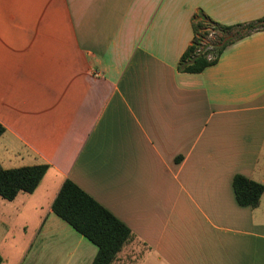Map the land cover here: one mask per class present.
<instances>
[{"label":"crops","instance_id":"0c3cea01","mask_svg":"<svg viewBox=\"0 0 264 264\" xmlns=\"http://www.w3.org/2000/svg\"><path fill=\"white\" fill-rule=\"evenodd\" d=\"M198 11L238 25L264 0H0V163L49 165L0 199L14 264H92L98 246L52 210L66 179L132 230L112 264H264V193L241 205L233 186L264 184V30L184 72Z\"/></svg>","mask_w":264,"mask_h":264},{"label":"trees","instance_id":"16d2710c","mask_svg":"<svg viewBox=\"0 0 264 264\" xmlns=\"http://www.w3.org/2000/svg\"><path fill=\"white\" fill-rule=\"evenodd\" d=\"M192 24L194 38L178 67L184 72L199 73L217 63L229 44L251 32L264 30V17L249 23L223 25L203 11H198L192 17ZM212 33L219 40L213 42L214 49L205 51L203 46L208 44ZM4 132L5 127L0 122V137ZM48 169L47 164L4 168L0 163V196L11 201L21 192H34ZM233 186L239 204L251 207L259 205L264 193L263 183L237 174ZM52 210L98 246L92 264H112L133 237L132 230L123 221L70 179L62 184Z\"/></svg>","mask_w":264,"mask_h":264},{"label":"rangeland","instance_id":"374dc122","mask_svg":"<svg viewBox=\"0 0 264 264\" xmlns=\"http://www.w3.org/2000/svg\"><path fill=\"white\" fill-rule=\"evenodd\" d=\"M219 40V37L216 38L215 34H211L208 40V44L203 46V49L205 51H211L215 47L213 46V42H217ZM211 55V54H210ZM262 163L264 165V156L262 158ZM0 199L1 196H0ZM14 217V216H13ZM27 226L28 228L27 233L29 234L31 231V227L36 225V216L29 213L27 215ZM2 219L4 220V225H0V242L2 245H4L7 248L9 256L7 258L11 259L14 255V253L17 250H20L21 247H23V237L21 236L22 232H20V226L19 222L10 219V215H2ZM11 220V221H10ZM18 224V225H17ZM5 236V237H4ZM5 264H14L13 259L11 261L6 262ZM139 264H146L144 262V258L142 260H139Z\"/></svg>","mask_w":264,"mask_h":264},{"label":"built area","instance_id":"2783aa9c","mask_svg":"<svg viewBox=\"0 0 264 264\" xmlns=\"http://www.w3.org/2000/svg\"><path fill=\"white\" fill-rule=\"evenodd\" d=\"M213 34V33H212Z\"/></svg>","mask_w":264,"mask_h":264}]
</instances>
